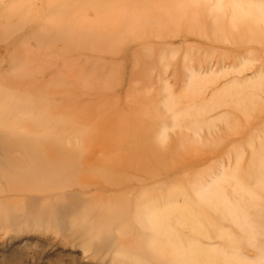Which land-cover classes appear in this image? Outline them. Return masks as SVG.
Here are the masks:
<instances>
[{"label": "rangeland", "instance_id": "obj_1", "mask_svg": "<svg viewBox=\"0 0 264 264\" xmlns=\"http://www.w3.org/2000/svg\"><path fill=\"white\" fill-rule=\"evenodd\" d=\"M0 264H264V0H0Z\"/></svg>", "mask_w": 264, "mask_h": 264}]
</instances>
